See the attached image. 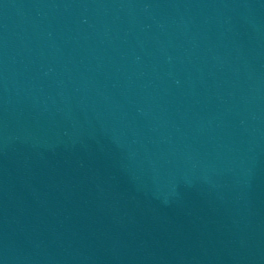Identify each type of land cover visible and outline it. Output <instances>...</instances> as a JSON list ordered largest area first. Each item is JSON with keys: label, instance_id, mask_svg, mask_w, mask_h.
I'll return each mask as SVG.
<instances>
[{"label": "water", "instance_id": "1", "mask_svg": "<svg viewBox=\"0 0 264 264\" xmlns=\"http://www.w3.org/2000/svg\"><path fill=\"white\" fill-rule=\"evenodd\" d=\"M0 264H264V0H0Z\"/></svg>", "mask_w": 264, "mask_h": 264}]
</instances>
